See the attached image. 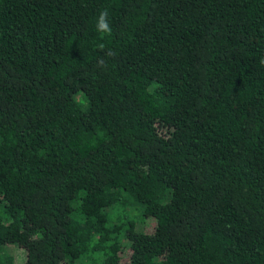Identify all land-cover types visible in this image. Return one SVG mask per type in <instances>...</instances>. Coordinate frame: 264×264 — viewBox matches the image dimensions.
Returning <instances> with one entry per match:
<instances>
[{
	"label": "trees",
	"instance_id": "16d2710c",
	"mask_svg": "<svg viewBox=\"0 0 264 264\" xmlns=\"http://www.w3.org/2000/svg\"><path fill=\"white\" fill-rule=\"evenodd\" d=\"M10 244L264 264V0H0V264Z\"/></svg>",
	"mask_w": 264,
	"mask_h": 264
},
{
	"label": "rangeland",
	"instance_id": "374dc122",
	"mask_svg": "<svg viewBox=\"0 0 264 264\" xmlns=\"http://www.w3.org/2000/svg\"><path fill=\"white\" fill-rule=\"evenodd\" d=\"M152 225H153L152 218L146 217L143 222L139 221L137 226L140 228H144L145 230H149L150 228H152ZM8 249L14 255V259H15V262L17 264L23 260L24 251L21 247H16V246L10 244V245H8ZM127 253H128V248H124L122 255L125 257L127 255Z\"/></svg>",
	"mask_w": 264,
	"mask_h": 264
},
{
	"label": "clouds",
	"instance_id": "9594fccd",
	"mask_svg": "<svg viewBox=\"0 0 264 264\" xmlns=\"http://www.w3.org/2000/svg\"><path fill=\"white\" fill-rule=\"evenodd\" d=\"M108 15L109 13L107 9H104L103 11L99 13L96 19V30L98 32L105 33V34L111 33L112 28L108 21ZM109 54L114 55L115 53L110 51Z\"/></svg>",
	"mask_w": 264,
	"mask_h": 264
}]
</instances>
